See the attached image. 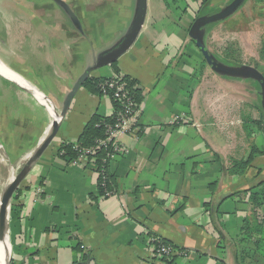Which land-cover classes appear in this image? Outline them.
I'll return each instance as SVG.
<instances>
[{
  "label": "crops",
  "instance_id": "crops-1",
  "mask_svg": "<svg viewBox=\"0 0 264 264\" xmlns=\"http://www.w3.org/2000/svg\"><path fill=\"white\" fill-rule=\"evenodd\" d=\"M64 1L82 32L53 0L18 5L0 23V59L57 108L84 68L122 36L136 3ZM230 1L211 0L209 7ZM146 3L138 38L116 61L120 72L137 80L142 100L108 163L111 195L98 190L94 160L59 155L60 144L75 141L93 113L114 112L109 97L82 86L13 195L12 264H264L254 236L243 239L251 207L248 193H239L264 190V129L251 125L247 135L241 124L247 113L259 119L255 93L251 88V109L238 114L248 106V81L201 65L202 54L188 36L200 0ZM115 73L107 65L91 76ZM48 117L32 93L0 75V139L11 156L37 148ZM249 141L258 152L252 154ZM248 156L243 173L229 171L235 159ZM154 237L180 250L170 260L158 257Z\"/></svg>",
  "mask_w": 264,
  "mask_h": 264
},
{
  "label": "water",
  "instance_id": "water-1",
  "mask_svg": "<svg viewBox=\"0 0 264 264\" xmlns=\"http://www.w3.org/2000/svg\"><path fill=\"white\" fill-rule=\"evenodd\" d=\"M68 16L71 23L74 27H76L80 32H82L80 20L76 16V14L72 11L70 6L64 0H53ZM245 0H231L228 4L222 7L215 13L197 16L193 22L191 23L188 36L191 38L192 42L201 52L206 64L210 67V69L222 76L239 78L242 80H252L255 81L260 88V99L261 105L264 110V75L255 67L247 64H239V65H229L220 61L207 47L204 41L205 30L204 27L208 24L218 22L224 20L225 18L232 15L236 12ZM146 10L147 3L146 0H136L135 8L133 11V15L131 20L122 34V36L118 39V41L113 44L111 47L102 50L99 52L93 61L92 64L86 66L82 73L77 77L75 82L73 83L71 89L66 93L61 103V107L58 110L59 118H52V127L43 137L41 142L38 144L37 148L32 152V156L26 161L22 170L17 174V179L10 191V202L12 200L13 194L18 187L21 179L30 168V166L38 159L41 153L46 149V147L51 143V141L56 136L60 124L65 117L68 109L71 105V102L77 93V91L83 86L84 81L91 76V73L101 67L111 65L113 62H116L118 58L123 55L136 41L138 38L140 31L145 23L146 18ZM3 78L8 79L9 81L15 83L16 85L22 87L17 84L12 78H9L0 73ZM27 90L26 88L22 87ZM29 91V90H28ZM30 92V91H29ZM31 93V92H30ZM46 98L47 96L44 95ZM41 103V102H40ZM44 105L43 103H41ZM54 104V103H53ZM45 106V105H44ZM56 109V108H55ZM10 214V203H9V213ZM2 220V219H0ZM7 231L9 233V222L6 224ZM9 239V234H8ZM10 242V241H9ZM88 261V260H87ZM7 264H12V252L11 245L9 249V255L7 259Z\"/></svg>",
  "mask_w": 264,
  "mask_h": 264
},
{
  "label": "trees",
  "instance_id": "trees-1",
  "mask_svg": "<svg viewBox=\"0 0 264 264\" xmlns=\"http://www.w3.org/2000/svg\"><path fill=\"white\" fill-rule=\"evenodd\" d=\"M211 0H200V8L197 12V16L208 15L207 8L210 5ZM219 22V21H218ZM218 22L211 23L210 25H206V30L217 24ZM231 49V48H230ZM232 51V50H230ZM230 53V52H228ZM260 58L264 59V40L261 42V47L259 50ZM225 64L231 63L228 57H224L220 59ZM111 66L114 68L116 73H119V69L117 68V63L113 62ZM106 77H93L89 76L83 83V87L87 89L91 93H96L100 96H107L111 99L114 112L110 116H102L97 112L93 113L89 120L84 124L82 131L75 141H64L60 144L59 147V155L60 157L66 159L67 161H73L78 158L79 154L85 152L87 149L91 148L96 144L97 139H104L106 137L107 127L113 125L116 120V114L123 108V102L120 97H116L114 95V91H108L107 95H103L98 87V84L105 80ZM125 83L126 92L133 100V107L138 109L139 104L142 100L141 91L138 87V82L135 79L130 78L128 75H125L123 78ZM256 83V82H255ZM258 85V84H257ZM259 86V85H258ZM259 103L256 106V109L259 112V119H252L251 122L258 128L264 129V110L261 105L260 96ZM250 122V123H251ZM258 152L256 147L252 148V154ZM111 153V149L108 147H99L95 150L93 155L85 154L87 159L94 160L96 164V170L98 173V190L101 195H104L107 191H112L111 184V176L109 175L108 163L110 160L109 154ZM251 162V156H248L247 159L242 160L240 162H234L229 169L231 173L241 174L245 171V169L249 166ZM262 185V184H261ZM17 192V191H16ZM239 193H248V202L251 207L250 215L244 219V223L242 226L243 239L247 240L250 237L254 236V243L256 247V251L264 257V190L259 189L253 191L252 189L243 190ZM232 196H235L234 194ZM160 240L166 244H169L173 249L179 251L180 249L176 246L170 244L163 238ZM156 255V254H154ZM158 256V255H156ZM160 257V256H158ZM167 260L172 259V256L169 257H161ZM174 258V257H173Z\"/></svg>",
  "mask_w": 264,
  "mask_h": 264
},
{
  "label": "rangeland",
  "instance_id": "rangeland-1",
  "mask_svg": "<svg viewBox=\"0 0 264 264\" xmlns=\"http://www.w3.org/2000/svg\"><path fill=\"white\" fill-rule=\"evenodd\" d=\"M0 0V23L1 20L5 21L8 15V12L12 11L18 5L22 7L33 6L35 0ZM36 4V3H35ZM223 6H214L208 7V13H214L221 9ZM234 14V13H233ZM21 17L23 15H20ZM13 17V15H12ZM196 17V16H195ZM20 18V17H19ZM22 19V18H20ZM264 2L258 0H247L244 5L236 11L234 15H230L224 20L219 21L217 24L213 25L209 29H205L204 41L206 47L218 58L223 59L224 57H228L230 62L229 65H239V64H247L255 67L264 75V59L260 58V47L261 42L264 40ZM210 25V24H209ZM251 35L253 37H251ZM231 48V49H230ZM232 50V51H230ZM200 52V51H199ZM230 52V53H228ZM201 54V53H199ZM202 56V55H201ZM202 66H208L203 59L201 60ZM209 68V66L207 67ZM246 82V93L243 98L244 103L248 106L245 107L241 105L238 109V114L247 113V107L251 109L250 102L252 99L251 91L252 88L254 91V100L255 104L259 103L260 96V88L255 83V81L247 80ZM261 101V99H260ZM56 110L58 111L56 103L52 100ZM259 113V112H258ZM242 114V115H243ZM248 119H245V115L242 118L241 124L242 126H247V135H250L252 132V126L254 125L251 120V113H247ZM49 121L52 119L50 116L48 117ZM251 122V123H250ZM251 126V130H250ZM250 130V131H249ZM254 130V129H253ZM248 147L252 148V144L250 141L247 144ZM237 153L241 154V147H238ZM0 153L4 155L6 158V162L14 167V173L18 174L22 168L24 167L26 161L29 159L28 157L22 159L20 156L15 158L11 156L4 144V142L0 139ZM19 154V153H18ZM6 155V156H5ZM245 159H235L234 162H240ZM7 174V168L4 164H0V176L5 178ZM15 193V192H14ZM14 195V194H13ZM13 198V197H12ZM12 200L10 202V214L8 217V222H10V216L12 211ZM12 252V248H11Z\"/></svg>",
  "mask_w": 264,
  "mask_h": 264
},
{
  "label": "built area",
  "instance_id": "built-area-1",
  "mask_svg": "<svg viewBox=\"0 0 264 264\" xmlns=\"http://www.w3.org/2000/svg\"><path fill=\"white\" fill-rule=\"evenodd\" d=\"M125 74L123 72L115 73L110 77H106L98 87L103 95H107L108 91L113 90L116 97H120L123 102V108L117 112L116 120L113 125L107 127L106 137L104 139H97L96 144L91 148L82 152L78 156V160H84L85 154L93 155L95 150L99 147H108L111 149L109 154L110 158L120 151V146L117 141V136L128 130L131 126V122L137 115V109L133 107V100L126 92L125 83L123 78ZM75 160H73L74 162ZM107 196L111 195V192L106 193ZM153 252L160 257H169L177 254L178 251L173 249L169 244H166L160 240V238H152Z\"/></svg>",
  "mask_w": 264,
  "mask_h": 264
},
{
  "label": "bare ground",
  "instance_id": "bare-ground-1",
  "mask_svg": "<svg viewBox=\"0 0 264 264\" xmlns=\"http://www.w3.org/2000/svg\"><path fill=\"white\" fill-rule=\"evenodd\" d=\"M0 73L9 78H12L15 82H17V84L26 88L27 91L29 90L34 95V97L37 98L39 102L45 105L51 119L59 118L58 111L55 109L52 100L48 96L45 98L44 95L39 91V89L32 86L24 76L11 70L1 59H0ZM51 127H52V121L48 123L47 132L51 129ZM27 156L28 158H30L32 156V153L28 155L25 154L22 159L27 158ZM0 164H4L7 168L6 177L2 178L0 176V219H2L0 220V264H7V259L10 249L8 231L6 228V224L9 217L8 215L9 203H10L9 198H10V191L14 186L18 176L17 174L14 173V167L10 166L6 162V158L2 153H0Z\"/></svg>",
  "mask_w": 264,
  "mask_h": 264
},
{
  "label": "flooded vegetation",
  "instance_id": "flooded-vegetation-1",
  "mask_svg": "<svg viewBox=\"0 0 264 264\" xmlns=\"http://www.w3.org/2000/svg\"><path fill=\"white\" fill-rule=\"evenodd\" d=\"M206 29V26L204 27V30Z\"/></svg>",
  "mask_w": 264,
  "mask_h": 264
}]
</instances>
